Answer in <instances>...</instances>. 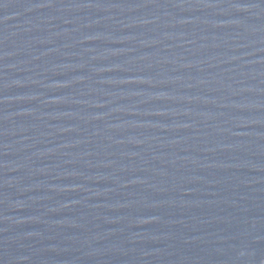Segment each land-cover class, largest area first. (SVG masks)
<instances>
[{"label": "water", "instance_id": "obj_1", "mask_svg": "<svg viewBox=\"0 0 264 264\" xmlns=\"http://www.w3.org/2000/svg\"><path fill=\"white\" fill-rule=\"evenodd\" d=\"M0 264H264V0H0Z\"/></svg>", "mask_w": 264, "mask_h": 264}]
</instances>
